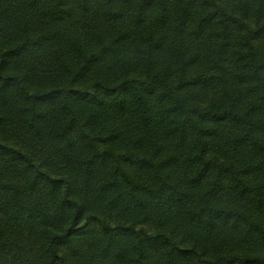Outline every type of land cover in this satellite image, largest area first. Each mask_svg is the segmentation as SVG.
<instances>
[{
	"label": "trees",
	"instance_id": "1",
	"mask_svg": "<svg viewBox=\"0 0 264 264\" xmlns=\"http://www.w3.org/2000/svg\"><path fill=\"white\" fill-rule=\"evenodd\" d=\"M0 264H264V0H0Z\"/></svg>",
	"mask_w": 264,
	"mask_h": 264
}]
</instances>
